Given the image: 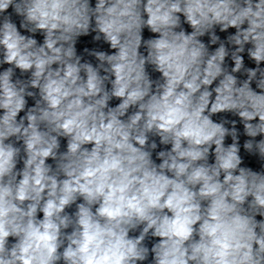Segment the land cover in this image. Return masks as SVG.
<instances>
[{
    "label": "clouds",
    "instance_id": "1",
    "mask_svg": "<svg viewBox=\"0 0 264 264\" xmlns=\"http://www.w3.org/2000/svg\"><path fill=\"white\" fill-rule=\"evenodd\" d=\"M0 264H264V0H0Z\"/></svg>",
    "mask_w": 264,
    "mask_h": 264
}]
</instances>
